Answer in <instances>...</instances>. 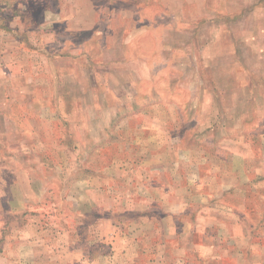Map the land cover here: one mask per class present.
I'll return each instance as SVG.
<instances>
[{"label": "rangeland", "instance_id": "1", "mask_svg": "<svg viewBox=\"0 0 264 264\" xmlns=\"http://www.w3.org/2000/svg\"><path fill=\"white\" fill-rule=\"evenodd\" d=\"M0 264H264V0H0Z\"/></svg>", "mask_w": 264, "mask_h": 264}, {"label": "crops", "instance_id": "2", "mask_svg": "<svg viewBox=\"0 0 264 264\" xmlns=\"http://www.w3.org/2000/svg\"><path fill=\"white\" fill-rule=\"evenodd\" d=\"M148 59L147 58H145V57H137V59H135L134 61H130V64L132 65V66H130V70L131 69H134L135 71H136V74L139 76V77H144L145 75H143V74H140V73H138V72H143V69H144V67L146 68V69H149L151 66H150V64L148 63V61H147ZM128 62V61H127ZM126 62V63H127ZM128 64V63H127ZM142 65H144V67L142 66ZM131 74L134 76V74H135V72H131ZM145 74L146 75H148V77H152L153 75H154V72H145ZM197 75V74H196ZM200 79H201V74H199V75H197ZM140 78H136L135 80H139ZM179 86V85H178ZM180 87V86H179ZM183 86H181L180 88H178L179 90H181V89H183L182 88ZM121 89H119L118 91L120 92H117L118 93V95H119V98H118V100L120 101V105L121 104H130V103H132V101H131V99H133V95H135V94H137L138 93V90H135V92H134V90H132V88H129V87H127V86H125L124 84H121V87H120ZM137 87H135V89H136ZM69 92L71 93V95H73V94H75L74 93V90H73V88H71L70 90H69ZM160 104L159 103H157V104H155V107H153V108H157V106H159ZM154 106V105H153ZM141 109L143 108V106L141 107V106H139ZM109 109V108H108ZM135 109H138V105L137 106H135ZM142 112H144V111H142ZM110 113V112H109ZM174 113V112H173ZM126 114H122V116H121V118H123L124 116H125ZM117 116V112H115L114 114H112V113H110L109 114V118H108V120L104 123V125H105V127H106V125H109V123H111L112 122V119L114 118V117H116ZM174 118H176L177 119V117L175 116ZM176 119H174L173 120V122H170V123H175V124H179V121H176ZM169 123V124H170Z\"/></svg>", "mask_w": 264, "mask_h": 264}]
</instances>
